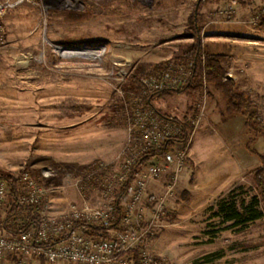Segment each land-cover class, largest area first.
<instances>
[{
  "label": "rangeland",
  "instance_id": "374dc122",
  "mask_svg": "<svg viewBox=\"0 0 264 264\" xmlns=\"http://www.w3.org/2000/svg\"><path fill=\"white\" fill-rule=\"evenodd\" d=\"M262 8L264 0H26L8 9L0 19V176L7 184L11 176L19 192L20 173L29 171L46 188L49 214L57 217L70 204L119 199L116 174L132 135L128 112L145 104L141 77L193 60L183 55L196 37L192 15L204 56L225 45L236 26L255 36L264 22L251 19ZM91 50L99 55L79 53ZM225 56L227 75L233 78L234 68L237 89L249 93L253 128L204 75L192 80L193 68L183 85L169 89L176 93L149 105L194 122L188 166L145 246L163 264H264V213L235 226L224 218L232 203L241 210L256 195L251 175L260 165L256 153L264 154V88ZM190 83L195 89H185ZM88 175L94 179L85 182ZM166 180L148 184L140 205L144 223ZM12 197L8 184L4 218Z\"/></svg>",
  "mask_w": 264,
  "mask_h": 264
},
{
  "label": "built area",
  "instance_id": "2783aa9c",
  "mask_svg": "<svg viewBox=\"0 0 264 264\" xmlns=\"http://www.w3.org/2000/svg\"><path fill=\"white\" fill-rule=\"evenodd\" d=\"M24 1L0 0V19L8 9ZM261 18H264V8L251 20L255 22ZM1 30L0 26V38ZM192 68L193 60L189 58L169 62L141 77L140 89L145 94L181 86L190 77ZM128 123L132 135L129 137L125 160L116 174L120 188L126 182L131 168L143 156L162 148L168 141L171 144L163 156L158 158L157 154L150 155L153 161L138 168L127 189L117 200L104 205L82 201L70 204L65 214L53 216L49 214L46 188L29 171H23L19 176L22 187L13 214L18 231L4 232L2 213L8 196V184L0 176V264L7 258H15L14 264H25L30 258H41L50 264H163L145 246L154 231L155 221L161 214L166 197L175 189L181 172L188 166L190 137L185 143L177 139L181 136V126L142 103L131 106ZM99 167L104 169L102 164ZM161 177L167 178L163 194L144 223L140 220L143 218L140 205L147 197L148 184ZM90 179L94 178L86 176L85 182ZM30 218H35L36 223L23 228ZM92 227L102 229L91 233ZM133 252L137 254L136 263L133 261Z\"/></svg>",
  "mask_w": 264,
  "mask_h": 264
},
{
  "label": "trees",
  "instance_id": "16d2710c",
  "mask_svg": "<svg viewBox=\"0 0 264 264\" xmlns=\"http://www.w3.org/2000/svg\"><path fill=\"white\" fill-rule=\"evenodd\" d=\"M193 19V29L195 30V39L194 42L189 46V48L183 53L185 56H191L194 61L193 73H192V80L197 79L198 77L204 75L207 82L212 83L214 88L218 90L223 98L226 101V106L234 113L241 114L246 116L245 125L249 128H253L251 123L252 118L255 114L254 111H248L252 107V101L250 99L249 93L247 91H241L237 89L236 84L233 78L227 75V71L222 66V63L226 60L225 54H201V42L199 38V29L195 25L196 22V14L192 15ZM191 20V19H190ZM264 22V18H262L261 23ZM185 89H195L192 84H188ZM182 89L181 91H183ZM177 91L169 90V89H162L156 90L152 92H146L144 94V103L146 105H151L152 99H163L166 98ZM156 112L159 114L168 117L174 121H176L181 126V136L177 139L181 140L182 142H186L191 132L193 131V123L188 121H182L171 117L159 109L155 108ZM193 121V120H192ZM170 141L166 142L162 148L150 152L147 155L143 156L130 170L128 174V178L124 185L121 188V191H125L136 174L138 168L147 163L151 158L150 155L156 156L158 158L163 156V153L166 152L168 146L170 145ZM250 152H254L253 149H250ZM256 153V152H255ZM257 157L260 160V165L256 167L252 171L251 179L256 191L255 197L252 198L251 202L247 205H244L241 210H238L234 203H232L229 207H227V212L224 214L225 221H233L232 226L239 225L245 223L247 221L255 220L262 216L264 213V154L256 153ZM153 157V156H152ZM157 159V158H156ZM6 179L9 180L10 189L12 192V203L11 208L6 213L5 218L2 222L3 229L7 232H16L18 228L16 226V220L13 218V214L16 210L15 201L19 195V192L16 190V184L12 181L11 176H5ZM260 205L261 209L257 208ZM221 206L219 211L226 210ZM35 218H30L29 222L23 226V228L27 227L29 224H35ZM101 227H92L91 233H96L101 230ZM151 237L149 238V240ZM133 261L134 263L137 262V254L136 252L133 254Z\"/></svg>",
  "mask_w": 264,
  "mask_h": 264
},
{
  "label": "crops",
  "instance_id": "0c3cea01",
  "mask_svg": "<svg viewBox=\"0 0 264 264\" xmlns=\"http://www.w3.org/2000/svg\"><path fill=\"white\" fill-rule=\"evenodd\" d=\"M237 28L227 33L230 37L225 45L215 44L210 54H226L233 64L242 65V77H245L249 83L264 88V24L260 26L255 36H248ZM233 70L234 68L229 74L236 80L237 76ZM3 231L7 232L4 229ZM32 262L35 264L38 261L34 258Z\"/></svg>",
  "mask_w": 264,
  "mask_h": 264
},
{
  "label": "bare ground",
  "instance_id": "6f19581e",
  "mask_svg": "<svg viewBox=\"0 0 264 264\" xmlns=\"http://www.w3.org/2000/svg\"><path fill=\"white\" fill-rule=\"evenodd\" d=\"M100 50H91V51H80V54L83 55H90V56H98L99 55ZM63 53L66 54H73V52H70L69 50H63Z\"/></svg>",
  "mask_w": 264,
  "mask_h": 264
},
{
  "label": "water",
  "instance_id": "95a60500",
  "mask_svg": "<svg viewBox=\"0 0 264 264\" xmlns=\"http://www.w3.org/2000/svg\"><path fill=\"white\" fill-rule=\"evenodd\" d=\"M229 76V75H228Z\"/></svg>",
  "mask_w": 264,
  "mask_h": 264
}]
</instances>
